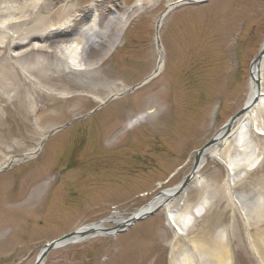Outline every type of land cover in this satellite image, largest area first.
<instances>
[{"label":"rangeland","instance_id":"rangeland-1","mask_svg":"<svg viewBox=\"0 0 264 264\" xmlns=\"http://www.w3.org/2000/svg\"><path fill=\"white\" fill-rule=\"evenodd\" d=\"M179 1L43 0L37 14L16 27L21 32L38 19L63 20L102 4L103 24L94 13L85 24L97 19L99 28L108 26V41L129 19L116 47L85 80L64 71L48 51L14 58L41 42L21 40L25 44L2 55L0 165L35 154L0 170V264H35L46 245L70 233L95 225L113 229L114 218L135 215L190 174L195 153L247 102L251 63L264 43V0L183 2L166 14L156 35L159 18ZM111 17L115 23L108 24ZM102 45L91 46L90 60ZM159 57L161 70L138 86ZM34 65L38 69L28 72ZM108 83L115 88L104 87ZM261 83L264 93V71ZM137 116L144 118L129 123ZM257 145L264 152V140ZM224 179L222 164L206 158L177 196L183 211L208 189H220L184 238L203 240L225 227L234 264H264L258 250L264 217L246 224L221 188ZM234 189L264 196V154ZM172 240L163 207L116 235L87 233L50 251L41 264H168Z\"/></svg>","mask_w":264,"mask_h":264},{"label":"bare ground","instance_id":"bare-ground-1","mask_svg":"<svg viewBox=\"0 0 264 264\" xmlns=\"http://www.w3.org/2000/svg\"><path fill=\"white\" fill-rule=\"evenodd\" d=\"M182 2L196 0H181ZM43 0H0V59L7 49L19 48L27 41L41 42L43 46L31 45L30 48L15 55L14 58H21L30 52L39 55L52 53L59 60L64 71H71L82 78L83 75L92 73L94 69L103 62L113 51L120 41L128 20L125 25H117L111 30V35L106 39L108 26L99 28L96 20L90 24H85L90 14L94 13L98 21L104 22L106 15L105 5L88 6L76 13H69L63 20L51 16L45 20L38 19L27 29L20 31L16 27L23 26L29 22L32 16H35L42 5ZM172 7V6H171ZM169 7V8H171ZM115 23L111 17L108 24ZM44 29L42 33L36 30ZM21 40L25 41L20 42ZM103 43L100 56L96 60H90L88 52L91 46ZM160 56V55H159ZM160 57L155 70H161ZM38 65L29 68L28 72H35ZM264 71V57L261 60L259 68L252 69V78L250 80L251 97L255 92V82H258V88H261ZM85 80V78H82ZM115 84H106V88H115ZM113 94L111 98H114ZM95 100L102 104L106 102L105 98L94 96ZM264 93L259 90L258 101L255 106L238 120L237 126L226 138L203 152L201 156V168L204 159L212 158L225 169V179L222 184L223 189L230 192L233 205L239 210L242 219L246 224L256 222L264 217V196L258 194L255 190L251 192L236 191L234 188L239 181L250 171L258 167L261 154H264L257 145V139L264 140ZM144 117L137 116L129 119V123L138 122ZM222 147L221 150L219 148ZM35 150L28 151L18 157L7 159L0 165V170L6 166L26 161L33 157ZM220 189H208L205 196L195 205L180 211L181 198H173L169 193L159 197L152 204L144 207L137 214L146 213L154 205L163 201L166 197L172 199L164 206L167 214V223L173 234V240L170 243L169 263L168 264H234L232 250L229 246L227 229H215L210 238H203L190 242L185 240V235L190 227L195 223L210 206L211 198L215 197ZM119 223L122 220L114 218ZM100 226L86 227L80 230L85 234L90 230H97ZM86 235V234H85ZM77 239L79 237H76ZM259 253L264 259V246H258Z\"/></svg>","mask_w":264,"mask_h":264},{"label":"water","instance_id":"water-1","mask_svg":"<svg viewBox=\"0 0 264 264\" xmlns=\"http://www.w3.org/2000/svg\"><path fill=\"white\" fill-rule=\"evenodd\" d=\"M203 2H204L203 0L194 1V2L188 1V4L189 3H203ZM181 4H182V2L176 3L175 5H171L172 7L168 8L162 14V16L159 18V20L157 21V23L155 25V34L156 35H157V31L159 29V26H160L161 21L164 18V16L169 11H171L174 7L179 6ZM157 45H158V43H157ZM263 57H264V44L260 48L257 57L253 60V62L251 64V67H250V75H251V77H252V69L260 67L261 60H262ZM156 73H157V71H155L150 77H148L146 80H144L138 86L144 85L146 82L151 80L156 75ZM255 86H256L255 87V92L247 100V102L244 104L242 109L236 115H234L232 118H230L226 122V124L223 126V128L208 143H206L201 149H199L196 152L195 157H194V161H193V167H192V170H191L190 174L187 175L181 181V183H179L175 188L170 189V190H166L164 192H160L155 198H153L151 200V202L148 205H150L153 202H155L159 197H161L163 195H166V193H169L171 195V197L176 198L177 196H180L183 192L188 190L189 185L191 184L192 180L195 178V175H196L197 171L200 169L199 165L201 163V156H202L203 152L206 151L207 149H210L211 147L215 146L219 142L220 139H223V138H226L227 136H229V134L231 133L233 124L235 122H237L239 119H241L247 112H249L255 106L256 102L258 101L259 90H260V88H258V82H255ZM171 197H168V198L166 197L163 201H161L160 203L154 205L146 213L132 215V216H130L127 219H121L122 221L119 222L116 225V227L113 228V229H101V228H98L97 230H90V231H88V233L96 232L97 235L99 234V235H104V236H111V235H116L118 233H121L126 228L130 227L131 225H133L134 223H137V222H139V221H141V220H143L145 218H148V217L152 216L154 213H156L157 211H159L161 208H163L172 199ZM95 226L97 227V226H100V225H95ZM85 234L87 235V233H85ZM85 234L80 233V231H75L73 233L68 234L67 236L62 237L61 239H59L57 241H54V242L46 245L42 249L40 254L38 255L35 264H41L43 259L52 250H55L57 248H61L63 246L69 245V244L78 243L79 241L84 239V237L86 236ZM76 237H79V238L77 239Z\"/></svg>","mask_w":264,"mask_h":264}]
</instances>
